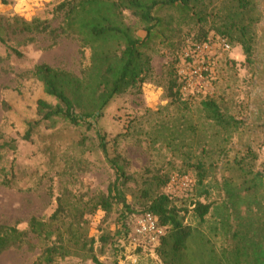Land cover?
<instances>
[{
    "label": "rangeland",
    "instance_id": "obj_1",
    "mask_svg": "<svg viewBox=\"0 0 264 264\" xmlns=\"http://www.w3.org/2000/svg\"><path fill=\"white\" fill-rule=\"evenodd\" d=\"M63 1L0 2V19L8 26L7 44L22 55L17 58L0 44V226L28 231L32 218L48 220L57 209V199L63 197L70 213L66 223L72 222L82 236L86 233L94 240L92 255L98 264H160L155 252L135 250L121 232L146 211L152 198L166 195L182 215L188 212L185 223L197 226L192 205L196 201L221 202L216 189L220 174L214 165L222 149L233 158L250 147L258 154V163H264V0H255L258 22H252L255 15H249V26V20L242 21L251 43L249 57L237 42L239 33H234L233 40L218 34L229 1L206 0L201 22L172 25L165 34L170 35L169 40L154 43L147 52L151 73L141 89L114 98L93 119V129L62 120L42 122L31 140L25 141L28 123L40 119L38 102L57 104L44 94L33 76L34 67L46 64L80 76L90 64V51L82 50L72 37L54 40L48 34L15 33L17 19L39 20L58 29L63 22L58 7ZM123 21L140 38L145 37L142 25L129 11L123 12ZM202 43H209V51L193 54L192 46ZM202 67L208 69L205 74H201ZM171 81H175L183 104L172 103L168 97ZM208 99L242 128L236 133L224 132L209 122L202 110ZM102 138L108 158L101 149ZM4 144L8 145L1 148ZM108 159L116 161L128 179L120 185L127 206L114 201L109 215L99 209L90 214L93 201L107 195L116 179ZM198 162L206 170L207 198H198L202 190L192 167ZM166 177L169 182L160 187ZM173 179L178 182L172 183ZM221 213L212 212L201 232L208 233ZM53 241L29 234L23 244L0 255V264H38L43 248ZM54 264L95 263L79 252L57 258Z\"/></svg>",
    "mask_w": 264,
    "mask_h": 264
},
{
    "label": "trees",
    "instance_id": "obj_2",
    "mask_svg": "<svg viewBox=\"0 0 264 264\" xmlns=\"http://www.w3.org/2000/svg\"><path fill=\"white\" fill-rule=\"evenodd\" d=\"M204 1L64 0L58 7L63 12V22L58 29H51L46 22L39 20L30 23L15 20L19 23L15 33L48 34L54 40L62 36L72 37L82 50L90 51V64L80 76L46 64L34 67L33 76L42 85L44 94L56 100L57 104L51 106L45 101L38 102L40 119L28 123L24 140L30 141L42 122L62 120L72 126L85 125L87 130L93 129V119L100 117L114 98L141 89L152 69L147 52L157 40L163 43L169 40L170 35L165 34L172 25L201 22L206 7ZM228 1L229 11L224 17L226 21L223 29H217L218 34L233 40L234 33H239L237 42L249 57L251 43L242 21L249 20L248 26L258 22L256 2ZM0 2L3 5L7 3L6 0ZM124 11H129L142 25L144 38H140L124 23ZM249 15L257 18L250 23ZM7 28L0 19V44L21 58V53L7 44ZM178 96L177 85L171 81L168 97L172 103L183 104ZM202 110L206 119L224 132L231 130L236 133L242 128L239 121L225 114L212 99L202 103ZM101 149L108 158L103 138ZM239 154L229 158L227 149L220 151L214 170L220 174L216 189L221 195V202L207 204L196 201L191 214L197 220V226L185 223L188 212L182 215L166 195H158L150 200L144 213L155 216L158 224L166 229L155 250L160 264H264V163H258V154L250 147L245 149L243 155ZM108 162L116 179L108 188L107 195L93 201L90 214L99 209L109 215L114 201L127 206L121 198L120 185L126 184L128 179L116 161L108 159ZM192 167L197 173L198 189L202 190L198 198H207L209 191L205 185V167L200 162ZM169 180L166 177L159 186L165 187ZM218 210L222 211L219 221L208 233L201 232L200 228L207 223V217ZM68 211L65 198L60 197L57 199V209L50 218L46 221L32 218L28 231L0 226V255L20 246L32 234L44 242L54 240L53 244L43 248L37 259L38 264H54L57 258L77 256L79 252H85L87 258L98 264L92 255L94 240L89 239L86 233L82 236L72 222L66 223V218L70 217Z\"/></svg>",
    "mask_w": 264,
    "mask_h": 264
},
{
    "label": "built area",
    "instance_id": "obj_3",
    "mask_svg": "<svg viewBox=\"0 0 264 264\" xmlns=\"http://www.w3.org/2000/svg\"><path fill=\"white\" fill-rule=\"evenodd\" d=\"M209 43L194 44L191 48L193 54H201L209 51ZM224 47L227 46L224 44ZM187 58L190 55H186ZM202 73L207 72L206 67H202ZM185 180V179H184ZM178 182V179H173L172 183ZM182 185L185 183L181 180ZM123 238L129 241L135 250H150L155 252L156 248L160 245L162 238L166 234V229L158 224V220L150 213H143L134 217L132 223L123 229Z\"/></svg>",
    "mask_w": 264,
    "mask_h": 264
}]
</instances>
